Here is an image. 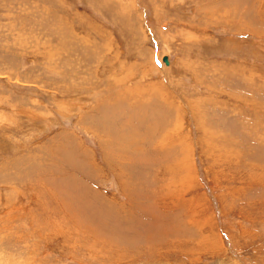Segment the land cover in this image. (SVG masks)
<instances>
[{"label":"rangeland","instance_id":"rangeland-1","mask_svg":"<svg viewBox=\"0 0 264 264\" xmlns=\"http://www.w3.org/2000/svg\"><path fill=\"white\" fill-rule=\"evenodd\" d=\"M0 264H264V0H0Z\"/></svg>","mask_w":264,"mask_h":264},{"label":"water","instance_id":"water-1","mask_svg":"<svg viewBox=\"0 0 264 264\" xmlns=\"http://www.w3.org/2000/svg\"><path fill=\"white\" fill-rule=\"evenodd\" d=\"M162 61L166 64L167 63V60L165 57H162Z\"/></svg>","mask_w":264,"mask_h":264}]
</instances>
